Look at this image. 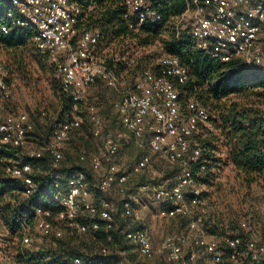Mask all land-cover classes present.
Wrapping results in <instances>:
<instances>
[{
  "label": "built area",
  "instance_id": "obj_1",
  "mask_svg": "<svg viewBox=\"0 0 264 264\" xmlns=\"http://www.w3.org/2000/svg\"><path fill=\"white\" fill-rule=\"evenodd\" d=\"M186 8L179 21L188 25L189 46L209 55L213 60L226 63L234 59L244 66L257 70L264 76V0H184ZM157 0H122L123 17L128 28L137 31L145 22L161 19ZM92 9V6H89ZM80 5L74 0H0V31L23 29L30 33L35 49L45 55L55 67L60 91L72 101V112L85 102L91 85L100 81L116 91L111 106L121 125L135 140H144L149 150L176 169L170 185L155 188L143 183L139 190L151 189V197L160 205V215L167 218H187L188 233L170 234L155 248L146 229L138 227L142 214L129 200L121 205L105 198L100 207L93 202L89 180L84 171L74 169L61 184L57 171L63 160V145L81 126V119L71 117L55 127L46 143L27 152L30 159L44 153L50 156L47 172L51 184V196L56 211L36 208L34 229L42 236L61 238L66 229L86 234L96 230V220L105 221L107 228L116 226L115 216L122 225L119 232L130 244L138 258L154 259L162 255L167 264H197V254H186L184 249L195 246L203 249L215 264H259L264 257V243L243 238L240 235L222 234L209 239L204 234L208 216L205 198L197 174L192 165L201 155L202 133L208 125L210 114L194 97L180 105L179 87L189 80V73L178 57L163 54L142 69L130 86L120 83L115 63L104 52L98 51L99 33L80 29ZM121 86V87H120ZM11 98V93L0 67V106ZM92 123L91 134L100 142L95 150H80L79 160L91 168L97 177V187L109 191L118 185L126 189L130 174L143 171L157 174L151 167L149 155L140 156L129 169H121L115 161L123 135L103 133V121L95 105L87 106ZM46 114L40 113V118ZM33 123L28 114L0 118V150L25 148L33 133ZM37 171L39 169H36ZM0 172L3 177L19 179L23 195L35 192L37 182L29 161L13 162L0 154ZM258 210L264 214V205ZM92 220L85 224L80 219ZM208 222L217 226L215 217ZM240 228L250 229L249 219H240ZM21 244L28 246L32 240L29 226H22ZM107 240H111L107 237ZM105 253L106 249H102ZM71 264H84L74 258ZM118 264H125L120 260ZM127 264H136L127 261Z\"/></svg>",
  "mask_w": 264,
  "mask_h": 264
},
{
  "label": "trees",
  "instance_id": "obj_2",
  "mask_svg": "<svg viewBox=\"0 0 264 264\" xmlns=\"http://www.w3.org/2000/svg\"><path fill=\"white\" fill-rule=\"evenodd\" d=\"M74 1L82 10L78 27L96 30L99 33L98 51L101 53L127 38L136 39L141 44L150 43L162 33V28L173 23L186 8L184 0H157L156 7L160 11L161 19L155 23L145 22L137 31H133L128 28L123 17L122 0ZM89 6H92V9H89ZM0 44L6 49L19 52L12 65L19 73L24 72L28 68L27 65L30 67L33 64L45 73L53 71L48 58L35 49L31 35L26 30L13 29L6 33L0 31ZM163 49L165 54L178 57L189 73L187 83L179 87L182 110L185 108L187 98L193 95L210 114L208 122L210 127L205 129L207 136L200 143L201 155L192 165L198 182L211 185V181L227 164L232 165L234 170V180L239 188L236 191L238 205L237 208L226 205L221 221L219 216L215 217L217 222L222 224L220 236L229 233L250 239L247 232L240 228L238 221L245 206L251 208L254 201L264 203V109L261 108L262 103H257V100L264 99V76L255 69L252 75H242L243 72L239 71L241 67L239 60L222 63L201 51L191 49L186 34L178 36L172 31L164 41ZM25 50L29 62L23 54ZM24 75L28 77L27 74ZM5 80L7 81V77ZM56 92L61 104L60 114L51 124L46 122L40 124L37 121L40 134H37L35 140L39 146L47 142L52 130L59 123L71 118V98L60 91L59 85ZM40 113L41 111L39 115ZM23 149L10 147L0 150V154L7 160L29 161L34 169L32 177L37 182L35 192L25 196L19 179L3 177L0 172V223L8 233L4 236V241L13 239L17 241L15 263L71 264L74 258H80L84 264H118L121 260L120 254L126 252L129 246L119 232L118 227L122 222L117 216L114 217L116 226L110 228H107L105 221L95 219L98 228L86 234L66 229L61 238L43 236L46 239L34 247L21 244L23 225L29 226L31 232L35 231L36 208H51L56 211L51 196L52 182L47 174L50 170L49 154L44 153L37 159H30ZM76 160L78 164L70 160L72 163L62 165L61 161L60 168L57 169L61 173V184L64 185L70 171L74 169L84 171L89 180L93 202L100 207L101 200L105 197H101L95 187L97 177L87 163L79 160V153ZM160 170L163 176L169 177H174L176 171L173 167L170 173ZM202 195L204 196V193ZM123 201L124 199L118 204L121 205ZM255 213L258 217L264 215L258 209ZM80 221L85 224L92 222L87 217ZM140 225L137 226L142 227ZM107 237L111 240H107ZM102 249H106V252L103 253ZM259 264H264V261Z\"/></svg>",
  "mask_w": 264,
  "mask_h": 264
},
{
  "label": "rangeland",
  "instance_id": "obj_3",
  "mask_svg": "<svg viewBox=\"0 0 264 264\" xmlns=\"http://www.w3.org/2000/svg\"><path fill=\"white\" fill-rule=\"evenodd\" d=\"M187 30V23L185 21H179V18H177L173 23L162 28V33L148 44H141L136 39L127 38L111 45L109 49H104L103 51L113 62L118 60L115 66L120 83L123 82L128 87L142 69L149 67L154 59L166 53L163 49V43L172 31L180 36L181 34L187 35ZM18 54V51L14 52L6 49L0 44V67L5 77H7V84L11 93V98L3 102L0 106V118L15 116L21 112L28 114L34 124V129L29 144L23 149L27 153L37 149L39 146L35 140L37 134H40L37 121L40 124L45 122L51 124L60 114L61 104L56 92L59 85V78L55 67L49 60L48 63L52 66V72L45 73L40 71L33 64L30 67L27 65L28 68L24 72L19 73L16 67L12 68L14 58ZM23 54L25 55L26 61L29 62L27 51L25 50ZM240 64L239 71L243 72L242 75H252L255 72L242 63ZM24 74H27L28 77H25ZM116 96V91L100 81L90 86L85 102L78 106L77 111L71 113V117L81 119V126L74 132L71 139L63 145L62 165H68L72 160H74V163H77L76 157L80 150L92 152L99 144L100 139L94 138L91 134L92 123L86 109L88 105H95L103 121V133L111 132L114 135L117 133L123 135L119 142L120 148L118 154L115 157L118 166L121 169H129L140 156L146 154L151 158V167L157 172V174L153 175L146 170L138 175L130 174L124 192L120 191L118 185H114L109 191L100 190L97 187V180L95 181V187L101 197L108 198V200L115 203L123 199L129 200L134 206L138 207L142 214L140 226L148 231L153 245L155 248H158L165 236L176 233H188L187 218H167L160 215V205L153 201L151 189L139 190V185L142 183H150L153 188L160 185H170L173 177L163 176L160 169L170 173L171 167L161 157L153 154L144 140H135L125 131L111 106ZM191 96L196 99L195 96ZM257 101V103H262L261 108L264 109V99ZM40 111L46 114L44 118H40ZM209 127L210 125H207L205 129ZM206 136V130H204L202 138ZM211 182V185L200 183L204 193L205 208L208 211L203 230L207 238L218 239L223 229L219 225L215 227V225L208 222V219L219 216L221 221L224 218H222V213L225 214L226 205L237 208L239 198L236 191L239 188L234 180V170L230 164L225 165L220 171V174ZM260 205H264V203L254 201L253 208L251 207L252 209L245 206L239 219H249L250 229L247 231L248 237L254 241L264 243V215L258 217L257 213H255ZM7 234L6 228L0 223V264H16L15 254L18 244L16 239L4 241V236ZM31 234L32 240L28 247L40 245L46 239L36 230ZM127 245L129 246L128 250L120 254V259L124 260L125 264H127V261L131 263L136 262V264H167L162 255L154 259L138 258L132 246L128 243ZM191 251L197 254V264H215L211 262L203 249L195 246H188L184 249L186 254ZM263 261L264 257L261 262Z\"/></svg>",
  "mask_w": 264,
  "mask_h": 264
},
{
  "label": "crops",
  "instance_id": "obj_4",
  "mask_svg": "<svg viewBox=\"0 0 264 264\" xmlns=\"http://www.w3.org/2000/svg\"><path fill=\"white\" fill-rule=\"evenodd\" d=\"M157 187V186H156ZM155 188V187H154ZM151 189H152V187H151ZM148 232V231H147ZM148 235L150 236V234L148 233ZM150 239H151V241H152V238H151V236H150ZM153 243V242H152Z\"/></svg>",
  "mask_w": 264,
  "mask_h": 264
}]
</instances>
